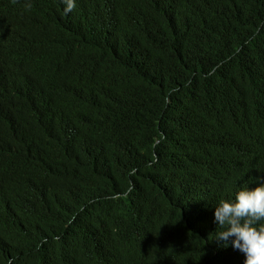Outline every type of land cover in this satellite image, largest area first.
<instances>
[{"label": "trees", "instance_id": "1", "mask_svg": "<svg viewBox=\"0 0 264 264\" xmlns=\"http://www.w3.org/2000/svg\"><path fill=\"white\" fill-rule=\"evenodd\" d=\"M0 0V264H243L213 208L264 179V0Z\"/></svg>", "mask_w": 264, "mask_h": 264}, {"label": "clouds", "instance_id": "2", "mask_svg": "<svg viewBox=\"0 0 264 264\" xmlns=\"http://www.w3.org/2000/svg\"><path fill=\"white\" fill-rule=\"evenodd\" d=\"M72 8V0H68L65 11ZM213 219L215 229L219 226L214 239L239 250L243 264H264V179L252 187L245 184L231 198L219 200Z\"/></svg>", "mask_w": 264, "mask_h": 264}]
</instances>
